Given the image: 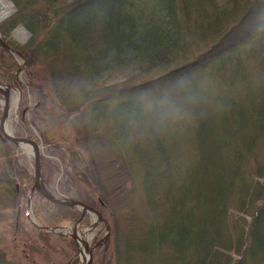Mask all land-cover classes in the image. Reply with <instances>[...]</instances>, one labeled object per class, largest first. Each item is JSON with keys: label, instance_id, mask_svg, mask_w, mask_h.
I'll return each mask as SVG.
<instances>
[{"label": "trees", "instance_id": "trees-1", "mask_svg": "<svg viewBox=\"0 0 264 264\" xmlns=\"http://www.w3.org/2000/svg\"><path fill=\"white\" fill-rule=\"evenodd\" d=\"M10 1L15 13L0 22L2 40L24 59V69L37 61L46 64L63 124L82 114L88 119L76 139L84 142L92 162L101 157L105 162L103 170L83 176L90 179L96 205L107 210L102 216L110 230L105 247L113 244L115 264H264V0H170L162 18L170 32L142 14L141 27L131 25L126 35L131 40L115 45L114 57L91 37L101 38L106 22L120 11L124 18H137L134 12L145 0ZM18 25L31 34L25 43L29 46L8 39ZM157 33L162 37L156 38ZM247 43L253 76L239 58L228 76L225 71L218 75V86L196 88ZM124 66L130 71L114 79ZM3 82L27 92L24 83L7 77ZM206 94L213 96L210 101ZM145 96L155 103L138 102ZM172 102L184 111V121L182 128L171 131L161 120L165 110L171 122ZM20 107L21 112L30 110L26 97ZM15 177L12 171L0 179V187L16 203ZM35 193L34 201L40 200ZM132 194L137 198L130 199ZM122 206L127 214H119ZM52 207L64 217L71 213L68 221L77 222L74 207ZM233 211L246 213L236 217ZM34 214L41 226L62 221ZM118 216L127 219V231L121 230ZM1 253L0 263L7 264Z\"/></svg>", "mask_w": 264, "mask_h": 264}, {"label": "rangeland", "instance_id": "rangeland-1", "mask_svg": "<svg viewBox=\"0 0 264 264\" xmlns=\"http://www.w3.org/2000/svg\"><path fill=\"white\" fill-rule=\"evenodd\" d=\"M169 2L170 0H145V6H140L135 10L134 13H136L138 17H135L134 19L122 17V12L120 11L115 15L114 21H111L108 24L106 22L105 28L107 27V29H105L103 36L98 39L93 36L91 37L93 39L90 41L99 43L100 49L105 47L106 49H111L114 53L113 48L115 45L122 47L125 42L131 40V38L126 37L129 33V29L132 28L131 25L133 26L135 23H139V28L141 27L142 14H146L149 19H153V22L161 31L165 32L168 30L170 32L169 27L162 22L163 13L169 9ZM0 3L4 8L3 11L7 13L6 17L0 20L1 22L10 17L11 13L13 15L15 13V8L10 0H0ZM178 20L179 25L183 26V31H185V24L183 23L181 16H178ZM110 29L112 30L110 31ZM30 35L31 34L27 32L23 26L19 25L11 31L8 39H12V41H15L17 44H25L29 40ZM155 37L158 38L162 36L157 33ZM250 47L251 43L245 44L237 53H235L233 60L226 62L228 64L224 63L226 68L222 66L219 71L220 73L213 72L214 74L212 73L211 76H204L196 85V88H209L212 87V85H215L217 83L216 81L219 80L218 75L222 74L223 71H227V73L230 74V70L234 67L233 64L239 58L240 60H246V71L251 75L254 74L255 67L252 63V58L246 54ZM10 54L12 58H8L6 54H3L0 48V58H2L0 59V85H6L3 80L7 77L9 78V81L14 80L20 84L24 83L23 85L27 87V92L25 91V93L22 94L17 87L10 85V99L8 103L9 111L5 116V126L7 130L14 136L16 133H19L20 137H22L21 135L23 134L29 135L31 137L30 139L38 144L41 166L40 180L42 181L44 188H47L46 191L48 190L57 198L81 200L89 207L91 206L92 208H95L99 213L103 214L102 216L104 217L107 210H100L99 206L96 205L94 199L95 194L89 188L90 179H88L86 175L83 176V174L87 171L86 174L90 173V175H92V169L98 170L101 168V170H103V168H105L103 166L105 162L103 161V157L92 162L86 147L76 139V136L80 137L79 132L84 133V130L81 128L86 126V122H88L87 117H82L81 115L80 119L76 118V121L71 120L69 123L65 122V124H63V121L59 119L58 115L62 108L57 105L55 95L53 94L51 79L49 73L45 69L46 64L43 62L38 63L37 61L31 63L30 66L24 69V59H22L19 54ZM112 57H114V54ZM126 71H130L128 66H124L122 70L116 72L114 79L122 78V72ZM227 73L225 72L228 76ZM25 97L28 109L30 110L21 112L20 106L22 101H25ZM139 99H141L140 101H144L145 99V106H147L149 102L155 103L154 100L150 101V99L148 100L147 98ZM3 100L4 98L0 93V120L3 110ZM178 104L174 105V109L173 107L170 109L171 115L169 116V119L171 122L166 121V112L163 110L165 113L163 112V118L161 121L165 126L167 125V128L171 131L179 130L183 125L184 116L182 114L184 111L176 106ZM84 118L86 120H84ZM74 128H77L76 131ZM62 130H64L63 132L66 134L62 133ZM30 131L32 133H30ZM44 135L45 137H48L46 141L44 137H42ZM2 139L3 138H0V179L12 176V171H15L19 176V178L15 177V179L18 183L22 182V185L17 183L19 196L15 198L17 200L16 203L11 200L9 195L5 194L4 190H2L3 185L0 187V250L2 251L1 254L5 256V262L7 264H81V251L78 244L73 240L71 241L72 238L65 235L63 230L59 229V234L44 230L45 233H51V235H46L39 231L42 228L38 227L37 229V226L41 224L36 220V214H34L36 212L39 213L40 217L47 220L49 219L50 221L62 219L57 226L63 225L70 227L75 225V223L72 224L70 223L71 221H68V216H70L71 213L64 217L63 213H60L59 210H55L52 207L53 204L46 201L44 198L43 200L40 198V200L34 202L33 198L36 193L34 192L31 194L30 191L34 182V159L31 155L32 151L25 147L23 148L20 145L12 144L6 139ZM68 171H71V174ZM104 172L105 171H103V174ZM76 173L79 175L76 177L73 176L74 178L71 177ZM132 197L135 199L137 198L134 194L131 195L130 199ZM33 209H35L36 212H33ZM65 213L69 212L66 211ZM80 213L81 211L74 207L73 214L77 216V219L79 218ZM119 214H127L125 206H122ZM232 214L239 217L245 216L244 213H238L235 211H233ZM83 216L84 217L81 219L85 220L87 223H81L82 221L80 219V222L77 223L76 226V232L80 237L82 236L85 238L88 248H91V246L102 239L107 230L103 222L94 224L97 220L96 215H94L92 211L85 212ZM31 217L32 219H30ZM118 219L121 230L127 231V219H125L124 216H118ZM49 226L54 227L55 225ZM85 231L87 232L84 234ZM104 245L105 243L100 245V248L96 250V254H93L92 264H115L113 259L115 257L113 251L114 246L112 247L113 244H110L108 247H105ZM85 253L88 255L86 251Z\"/></svg>", "mask_w": 264, "mask_h": 264}, {"label": "water", "instance_id": "water-1", "mask_svg": "<svg viewBox=\"0 0 264 264\" xmlns=\"http://www.w3.org/2000/svg\"><path fill=\"white\" fill-rule=\"evenodd\" d=\"M0 44H2L4 46V48L8 51V52H13V50L6 44L3 43V41L0 38ZM11 86L9 85H0V93L2 95V97L4 98L3 100V110H2V114H1V120H0V136L7 139L10 143L15 144V145H26V148L29 149L30 151H32V157L34 159V166H33V170H34V176H33V185L31 188V194L34 191H38L40 193V195L46 200V201H50L52 204L55 205H63V206H67V207H75L77 208L79 211H81L80 216L77 220V223L80 222V219L82 218V216L84 215L85 212L88 211H92L95 215H96V223L98 222H104V224L106 225V234L102 237L101 240H99L94 246H92L90 249H88L87 245H86V252L88 253L87 257L85 258V260L82 262V264H92V257H93V252L92 250L96 247L99 246L101 244H103V242H105V240L107 239L108 235H109V230H108V225L106 220H104L102 218V216L98 213V211L94 210L91 206L89 207L87 204H85L83 201L81 200H76V199H63V198H57L55 196H53L48 190L46 191L42 181L40 180V159H39V148H38V144L26 137H16L13 134H11L6 126H5V121L6 118L5 116L8 113L9 107H8V103H9V89ZM22 147V146H21ZM77 223L73 226L70 227H66V226H59V227H42V226H37L39 228H43L46 231H52L54 233L59 234V229L63 230L65 232V235L71 236L72 239L76 242L77 241V236L78 233L76 232V226ZM87 231L84 232V234ZM78 244V242H76Z\"/></svg>", "mask_w": 264, "mask_h": 264}, {"label": "bare ground", "instance_id": "bare-ground-1", "mask_svg": "<svg viewBox=\"0 0 264 264\" xmlns=\"http://www.w3.org/2000/svg\"><path fill=\"white\" fill-rule=\"evenodd\" d=\"M5 2H6V1H5ZM182 2H183V1H182ZM179 3H180V2H179ZM6 4H7V3H6ZM7 6H8V5H7ZM10 6H11V5H10ZM3 9H4V8H3V6H2L1 3H0V18H3L4 16L7 15V13H6L5 11H3ZM7 12H8V10H7ZM11 12H12V11H11ZM175 12H176V11H175ZM11 15H12V13H11ZM5 21H6V19H5ZM115 24H116V23H115ZM118 24H120V23H118ZM0 25H1V24H0ZM113 25H114V23H113ZM18 26H19V25H18ZM115 26H116V25H115ZM115 26H114V27H115ZM121 26H122V25H121ZM121 26H119V27H121ZM110 27H111V26H110ZM117 27H118V26H117ZM117 27H116V28H117ZM106 29H107V27H106ZM104 30H105V29H104ZM111 30H112V29H110V31H111ZM113 30H115V29H113ZM116 30H117V29H116ZM119 30H120V29H119ZM107 31H108V30H107ZM5 39H6V38H5ZM5 39H4V41H5ZM11 40H12V39H11ZM29 40H30V39H29ZM14 42H15V41H14ZM6 43H7V42H6ZM27 43H28V42H27ZM7 44H8V43H7ZM25 45H28V46H29L30 44H25ZM23 46H24V45H23ZM26 47H27V46H26ZM26 47H25V48H26ZM31 47H32V45H31ZM13 48H14V47H13ZM23 48H24V47H23ZM2 49H5V48L3 47ZM21 49H22V48H21ZM14 50H15V49H14ZM4 51H5V50H4ZM16 51H18V50H16ZM2 52H3V51H2ZM185 52H187V51H185ZM6 53H7V50H6ZM6 53H5V54H6ZM16 54H17V53H16ZM113 54H114V53H113ZM118 54H119V53H118ZM118 54H117V55H118ZM120 54H121V53H120ZM190 54H191V53H190ZM9 55H10V54H9ZM111 55H112V54H111ZM114 55H115V54H114ZM193 55H194V54H193ZM196 55H197V54H196ZM196 55H194V56H196ZM108 56H110V55L108 54ZM190 56H191V55H190ZM197 56H198V55H197ZM199 56H200V55H199ZM237 56H238V55H237ZM9 57H10V56H8V58H9ZM78 57H79V56H78ZM80 57H81V56H80ZM115 57H116V56H115ZM233 57H234V56H233ZM13 58H14V57H13ZM82 58H83V56H82ZM82 58H80V59H82ZM111 58H112V57H111ZM193 58H194V57H192L191 59H193ZM231 58H232V57H231ZM236 58H237V57H236ZM0 59H2V58H0ZM9 60H10V59H9ZM21 60H22V59H21ZM195 60H196V59H195ZM236 60H237V59H236ZM1 61H2V60H1ZM79 61H80V60H79ZM88 61H89V60H88ZM190 61H191V60H190ZM229 61H230V60H228L227 62H229ZM5 62H6V61H5ZM84 62H85V60H84ZM236 62H239V61H236ZM86 63H87V61H86ZM86 63H85V64H86ZM186 63H187V62H186ZM191 63H193V62H191ZM222 63H223V62H222ZM87 64H88V63H87ZM89 64H90V62H89ZM225 64H228V63L225 62ZM241 64H242V63H241ZM209 68H210V67H209ZM211 68H212V67H211ZM224 68H226V67L224 66ZM214 69H215V68H214ZM233 69H234V68H233ZM216 70H217V68H216ZM237 70H238V69H237ZM212 71H213V70H212ZM219 71H220V70H219ZM221 71H222V70H221ZM126 72H127V71H126ZM204 72H205V71H204ZM209 72H211V71L209 70L208 73H209ZM225 72L227 73V71H225ZM225 72H224V73H225ZM208 73H207V74H208ZM216 73H217V72H216ZM219 73H220V72H219ZM222 73H223V72H222ZM205 74H206V73H205ZM209 74L212 75V73H209ZM213 74H214V73H213ZM227 74H228V73H227ZM223 75H224V74H223ZM228 75H229V74H228ZM201 76H202V75H201ZM201 76H200V77H201ZM219 76H221V75H219ZM226 76H227V75H226ZM216 77H217V76H216ZM233 77H234V76H233ZM221 78H222V77H221ZM221 78H220V79H221ZM223 78H224V76H223ZM213 79H214V78H213ZM214 80H216V79H214ZM224 80H225V79H224ZM220 81H222V80H220ZM220 81H219V82H220ZM227 81H229V80H227ZM217 82H218V81H217ZM222 83H224V82H222ZM222 83H221V84H222ZM216 84H217V86H218V83H216ZM221 84H220V85H221ZM112 85H113V84H112ZM115 85H116V84H115ZM169 85H170V83H169ZM169 85H168V86H169ZM22 86H23V85H22ZM222 86H225V85H222ZM173 87H174V86H173ZM228 87H229V86H228ZM228 87H227V88H228ZM144 88H145V87H144ZM170 88H171V87H170ZM135 89H137V88H135ZM209 89H210V88H209ZM209 89H208V90H209ZM28 90H29V89H28ZM139 90H140V89H139ZM205 90H206V89H205ZM220 90L222 91V89H220ZM169 91H171V90H169ZM173 91H174V90H173ZM206 91H207V90H206ZM211 91H212V90H211ZM213 91H215V90L213 89ZM227 91H228V90H227ZM127 92H128V91H127ZM132 92H133V91H132ZM146 92H148V91H146ZM188 92H189V91H188ZM200 92H201V91H200ZM200 92H199V93H200ZM228 92H229V91H228ZM55 93H56V92H55ZM115 93H116V92H115ZM128 93H129V92H128ZM130 93H131V92H130ZM197 93H198V92H197ZM201 93L204 94L205 92H201ZM212 93H213V92H212ZM215 93H216V92H215ZM219 93H220V91H219ZM223 93H224V92H223ZM223 93H222V96H224ZM136 94H137V93H135V96H136ZM140 94H141V93H140ZM175 94H176V93H175ZM175 94H174V95H175ZM185 94H186V92H185ZM190 94H191V93H190ZM129 95H130V94H129ZM137 95H138V94H137ZM174 95H172V96H174ZM177 95H178V94H177ZM186 95H188V94H186ZM206 95H208V94H206ZM209 95H210V94H209ZM209 95H208V96H209ZM213 95H214V94H213ZM219 95H220V94H219ZM226 95H227V94H226ZM125 96H126V98L128 99L127 95H125ZM125 96H124V97H125ZM131 96L134 97L133 94L130 95V97H131ZM138 96H140V95H138ZM141 96H142V95H141ZM143 96H144V95H143ZM143 96H142V97H143ZM148 96H149V95H148ZM189 96H190V95H189ZM210 96H212V95H210ZM214 96H215V95H214ZM142 97H141V98H142ZM146 97H147V96H145V98H146ZM149 97H150V96H149ZM151 97H152V95H151ZM151 97H150V98H151ZM190 97H191V96H190ZM204 97H205V96H204ZM212 97H213V96H212ZM212 97H210L209 101L212 99ZM216 97H217V95H216ZM86 98H88V97H86ZM89 98H90V97H89ZM186 98H187V97H186ZM192 98H193V96H192ZM217 98H218V97H217ZM90 99H91V98H90ZM127 99H126V101H127ZM142 99H144V98H142ZM172 99H173V98H172ZM183 99H184V98H183ZM188 99H189V98H188ZM56 100H57V99H56ZM137 100H138V102H139V100H141V99H137ZM137 100H136V102H137ZM146 100H147V99H146ZM148 100H149V99H148ZM150 100H151V99H150ZM170 100H171V99H170ZM189 100H190V99H189ZM196 100H198V99L196 98ZM225 100H226V99H224V101H225ZM81 101H82V100H81ZM86 101H87V100H86ZM129 101H130V100H129ZM129 101H128V102H129ZM133 101H134V100H133ZM144 101H145V99H144ZM203 101H204V100H203ZM203 101L201 100V102H203ZM206 101H207V100H206ZM91 102H92V101H91ZM91 102H90V103H91ZM141 102H142V101H141ZM148 102H149V101H148ZM156 102H159V101H156ZM164 102H165V104H166V101H164ZM167 102H168V101H167ZM170 102H171V101H170ZM186 102H187V101H186ZM195 102H196V101H195ZM195 102H194V103H195ZM79 103H80V102H79ZM126 103H127V102H126ZM131 103H132V100H131ZM176 103H178V101H177ZM176 103H174V105H175ZM184 103H185V101H184ZM191 103H192V102H191ZM197 103H198V102H197ZM212 103H213V102H212ZM214 103H215V102H214ZM214 103H213V104H214ZM216 103H217V102H216ZM59 104H60V103H59ZM67 104H68V103H67ZM83 104H85V103H83ZM91 104H92V103H91ZM162 104H163V103H161V106H164V105H162ZM169 104H170V103H169ZM169 104H167V105H169ZM179 104H180V102H179ZM188 104H189V102H188ZM192 104H193V103H192ZM201 104H203V103H201ZM201 104H200V105H201ZM68 105H69V104H68ZM74 105H75V104H74ZM77 105H78V104H77ZM158 105H159V103H158ZM171 105H172V107H173V102H172ZM181 105H182V103H181ZM186 105H187V104H186ZM186 105L184 104V106H186ZM193 105H194V104H193ZM165 106H166V105H165ZM176 106H178V105H176ZM188 106H189V105H188ZM188 106H186V107L189 108ZM70 107H71V106H70ZM89 107H92V105L89 106ZM168 107H169V106H168ZM170 107H171V106H170ZM180 107H181V106H180ZM194 107H195V106H194ZM196 107H197V106H196ZM196 107H195V108H196ZM217 107H218V106H217ZM156 108H159V107L157 106ZM174 108H175V106L173 107V109H174ZM183 108H184V107H183ZM218 108H219V107H218ZM221 108H222V107L220 106V109H221ZM72 109H73V108H72ZM75 109H76V108H75ZM177 109H179V108H177ZM220 109H219V111H220ZM67 110H68V109H67ZM87 110H89V109H87ZM175 110H176V109H175ZM189 110H190V108H189ZM189 110H188V111H189ZM191 110H192V109H191ZM191 110H190V111H191ZM193 110H194V108H193ZM216 110H218V109H216ZM216 110H215V112H216ZM221 110H222V109H221ZM75 111H76V110H75ZM157 111H158V110H157ZM181 111H182V110H181ZM197 111H198V110H197ZM199 111H200V110H199ZM199 111H198V112H199ZM81 112H83V111H81ZM212 112H213V111H212ZM70 113H71V112H70ZM73 113H75V112L73 111ZM174 113H175V112H174ZM191 113H192V112H191ZM194 113L196 114V111H195ZM213 113H214V112H213ZM52 114H53V113H52ZM76 114H77V112H76ZM195 114H194V115H195ZM215 114H216V113H215ZM69 115H71V114H69ZM79 115H80V112H79ZM82 115H83V114H82ZM172 115H173V114H172ZM176 115H177V114H176ZM197 115H198V114H197ZM74 116H75V114H74ZM174 116H175V115H174ZM192 116H193V115H192ZM72 117H73V116H72ZM176 117H177V116H176ZM198 117H199V118H197V121H198V119H200V116H199V115H198ZM172 118H173V116H172ZM74 119H75V118H74ZM79 119H80V117H79ZM103 119H104V118H103ZM103 119H102V120H103ZM176 119H177V118H176ZM194 119L196 120V117H195ZM202 119H203V117H202ZM84 120H86V119L84 118ZM102 120H100V121H102ZM107 120H108V119H107ZM107 120H106V121H107ZM174 120H175V119H174ZM203 120H204V119H203ZM75 121H76V120H75ZM80 121H81V120H80ZM100 121H99V122H100ZM108 121H109V120H108ZM108 121H107V122H108ZM159 121H160V120H159ZM103 122H104V121H103ZM157 122H158V121H157ZM200 122H201V121H200ZM100 123L102 124V122H100ZM109 123H110V122H109ZM158 123H159V122H158ZM197 123L199 124V121H198ZM94 124H95V123H94ZM97 124H98V122H97ZM105 124H106V123H105ZM105 124H104V125H105ZM110 124H111V123H110ZM195 124H196V123H195ZM195 124H194V125H195ZM60 125H62V124H60ZM79 125H80V124H79ZM107 125H108V124H107ZM107 125H106V126H107ZM159 125H160V123H159ZM161 125H163V124H161ZM66 126H68V125H66ZM87 126H88V125H86V127H87ZM102 126H103V124H102ZM106 126H105V127H106ZM111 126H113V125H111ZM196 126H197V125H196ZM88 128H89V127H88ZM102 128H103V127H102ZM161 128H162V126H161ZM196 128H197V127H196ZM72 129H73V128H72ZM72 129H71V130H72ZM81 129H82V128H81ZM91 129H92V128H91ZM128 129H129V128H128ZM130 129H131V128H130ZM185 129H186V128H185ZM188 129H189V128H188ZM28 130H29V129H28ZM103 130H104V129H103ZM103 130H102V131H103ZM105 130H106V129H105ZM109 130H110V129H109ZM109 130H108V133H109ZM112 130H113V129H112ZM132 130H133V129H132ZM63 131H64V130H62V133H65V132H63ZM73 131H74V130H73ZM125 131H126V130H125ZM129 131H130V130H129ZM134 131H135V130H134ZM134 131H133V132H134ZM90 132H91V131H90ZM104 132H105V131H104ZM113 132H114V131H113ZM115 132H116V129H115ZM30 133H32V132L30 131ZM117 133H119V131H118ZM117 133H116V134H117ZM41 134H42V133H41ZM65 134H66V133H65ZM106 134H107V133H106ZM116 134H115V135H116ZM16 135H18L17 137H20V136H19V133H18V134L16 133ZM16 135H15V136H16ZM67 135H68V134H67ZM67 135H66V137H67ZM109 135H110V134H109ZM117 135H118V134H117ZM50 136H51V135H50ZM90 136H91V134H90ZM113 136H114V135H113ZM42 137H43V136H42ZM63 137H64V135H63ZM66 137H65V138H66ZM110 137H111V136H110ZM0 138H1V137H0ZM52 138H53V136H52ZM87 139H88V138H87ZM3 140H4V139H3ZM88 140H89V139H88ZM90 140L92 141V139H90ZM45 141H46V140H45ZM83 141H84V140H83ZM7 142H8V141H7ZM53 142H54V141H53ZM65 142H66V141H65ZM5 143H6V142H5ZM5 143H4V144H5ZM49 143H50V142H49ZM82 143H84V142H82ZM2 144H3V143H2ZM9 145H10V143H9ZM4 146H6V145H4ZM21 146H22L23 148H24V147L26 148V145H25V144H23V145H21ZM13 147H14V146H13ZM52 147H54V146H52ZM166 147H168V146L166 145L165 148H166ZM165 148H164V149H165ZM168 148H169V147H168ZM168 148H167V149H168ZM175 148H177V147H175ZM14 149H15V148H14ZM91 149H92V148H91ZM170 149H171V147H170ZM17 150H18V149H17ZM174 150H175V149H174ZM179 150H180V149H179V147H178V151H179ZM166 151H167V150H166ZM166 151H164V152H166ZM168 151H169V149H168ZM168 151H167V152H168ZM171 152H172V151H170V153H171ZM31 153H32V152H31ZM174 153H175V152H174ZM174 153H172V155H173ZM39 154H40V153H39ZM168 154H169V152H168ZM31 155H32V154H31ZM166 155H167V153H166ZM40 156H41V155H40ZM168 156H169V155H168ZM170 156H171V155H170ZM170 156H169V157H170ZM174 157H177V156L175 155ZM181 157H182V156H181ZM181 157H180V158H181ZM174 160H176V159H174ZM183 161H184V160H183ZM179 162H181V161H179ZM178 166H179V164H178ZM40 167H41V166H40ZM178 168H179V167H178ZM183 168H184V167H183ZM255 168H256V167H255ZM40 169H41V168H40ZM179 169H180V168H179ZM191 170H193V169L191 168ZM184 171H185V170H184ZM255 171H256V170H255ZM186 172H187V171H186ZM190 172H191V171H190ZM193 172H194V171H193ZM193 172H192V173H193ZM256 172H257V171H256ZM188 173H189V171H188ZM194 173H195V172H194ZM189 174H190V173H189ZM190 175H191V174H190ZM190 175H189V176H190ZM196 176H197V175H196ZM255 176H256V175H255ZM40 177H41V176H40ZM192 177H193V176H192ZM251 177H252V176H251ZM255 178H256V177H255ZM13 181H14V180H13ZM12 183H13V182H12ZM18 184H20V183H18ZM18 188H19V187H18ZM16 189H17V186H16ZM46 189H47V188H46ZM46 189H45V190H46ZM18 190H19V189H18ZM20 190H21V189H20ZM14 192H15V190H14ZM17 193H19V192L17 191ZM14 194H15V193H14ZM36 194H37V193H36ZM65 195H66V194H65ZM18 196H19V195H18ZM36 196L38 197V195H36ZM39 196H40V195H39ZM73 196H74V195H73ZM75 196H76V195H75ZM249 196H250V195H249ZM251 196H252V195H251ZM55 197H56V196H55ZM73 198H74V197H73ZM39 199H40V198H39ZM77 199H78V198H77ZM42 200H43V198H42ZM28 201H29V200H28ZM131 201H132V200H131ZM140 201H141V200H140ZM34 202H35V201H34ZM36 202H37V201H36ZM38 202H40V201H38ZM128 202H129V201H128ZM136 202H137V201H134V203H136ZM138 202H139V200H138ZM130 204H131V202L129 203V208L131 209V205H130ZM132 204H133V202H132ZM139 204H140V203H139ZM139 204H137V205H139ZM53 205H54V204H53ZM141 205H142V204H141ZM133 206H134V204H133ZM31 207H32V206H31ZM143 207H144V206H143ZM138 208H139V209H142V208H140V205H139ZM69 209H70V208H69ZM29 210H30V209H29ZM29 210H28V211H29ZM136 210H137V207H136ZM239 210H240V209H239ZM142 211H143V210H142ZM34 212H35V209H34ZM137 212H138V211H137ZM137 212H136V213H137ZM244 213H246V212H244ZM139 214H140V213H139ZM94 215H95V214H94ZM28 216H29V215H28ZM247 216H248V215H247ZM68 217H69V216H68ZM236 217H237V216H236ZM16 218H17V217H16ZM30 219H32V217H31ZM68 219H69V218H68ZM70 219H71V218H70ZM36 220H38V219H36ZM15 221H17V220H15ZM38 222H39V221H38ZM38 222H36V223H38ZM46 223H47V222H46ZM17 224H18V222H17ZM43 224H44V223H43ZM18 225H19V224H18ZM47 226H48V225H47ZM47 226H46V227H47ZM35 229H36V228H35ZM37 229H38V228H37ZM30 230H31V229H30ZM45 231H46V230H45ZM44 234H45V233H44ZM50 235H51V234H50ZM43 236H45V235H43ZM52 236H53V235H52ZM128 236L130 237V235H128ZM58 237H59V236H58ZM69 237H70V236H69ZM77 238H78V239H77L76 242H78V246H79V249H80V251H81V257H80V259H81L82 262H83V261L85 260V258L87 257V255H86V253H85L87 242L85 241V238L82 237V236L80 237V236L78 235ZM48 241H49V240H48ZM71 241H72V239H71ZM125 241H127V240H125ZM104 246H105V245H104ZM45 247H46V246H45ZM91 247H92V246H91ZM42 248H43V247H42ZM45 249H47V248H45ZM48 249H49V248H48ZM95 249H96V248H95ZM135 249H136V248H135ZM135 249L133 248V250H135ZM43 250H44V249H43ZM43 250H42V252H43ZM46 251H47V250H46ZM1 252H2V251H1ZM235 253H236V252H235ZM93 254H94V253H93ZM236 254H237V253H236ZM239 254H240V253H239ZM40 255H41V254H40ZM83 256H85V257H83ZM240 256H241V255H240ZM92 258H93V257H92ZM124 261H125V260H124ZM82 262H81V264H82ZM91 262H92V261H91ZM0 264H1V263H0ZM9 264H10V263H9Z\"/></svg>", "mask_w": 264, "mask_h": 264}]
</instances>
